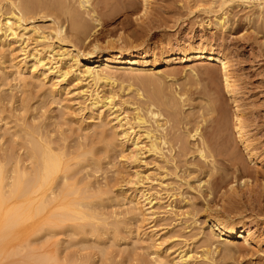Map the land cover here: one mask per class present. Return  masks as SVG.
<instances>
[{"label": "rangeland", "instance_id": "obj_1", "mask_svg": "<svg viewBox=\"0 0 264 264\" xmlns=\"http://www.w3.org/2000/svg\"><path fill=\"white\" fill-rule=\"evenodd\" d=\"M8 1L0 0L1 19L12 9ZM38 1L57 5L54 18H42L47 12L39 8L28 15L51 38L37 42L33 35L26 51L37 47L49 53L55 48L75 54L71 45L76 42L82 50L93 49L96 43L101 48L112 43L151 48L156 54L148 66L139 69L90 63L107 69L104 72L115 83L102 82L96 87L73 74L58 82L53 75L43 79L30 69L20 71L16 65L25 56V44L0 40L4 184L18 173L34 177L39 150L50 145L59 152L63 168L54 178V194L49 196L54 201L47 214L61 211L66 216L52 225H43L35 217L13 240L0 234V264H159L161 260L160 264H172L182 252L195 255L191 264H264V0L225 5L224 0H150L147 11L143 0H90L89 6L82 5L83 0H31V5ZM71 13L79 14L90 26V37L84 43L72 29ZM222 13L228 21L224 27L216 20ZM57 23L64 25L72 43L60 45L52 37ZM191 42H207L231 59L233 75L244 93L245 122L257 157L244 149L229 121L232 104L220 66L180 58L166 63L161 56L162 50L174 51ZM95 87L104 99L118 92L116 106H103L101 117L102 109L92 100ZM135 107L142 109L147 125L167 140L162 143L163 154L145 153L135 160L130 149L122 147V134L113 119L122 112L134 121ZM150 110L161 117H153ZM197 128L207 139L214 137L216 149L203 143L199 135L191 137ZM202 147L204 158L199 152ZM136 171L146 179L144 185L132 183ZM237 175L251 178L252 183L249 191L237 181L241 196L235 199L237 193L230 187ZM8 187L4 188L7 194ZM134 188L153 199L155 217L148 214L143 198L134 196ZM68 202L77 203L74 206L79 209L68 212ZM209 211L231 223L249 225L258 236L257 243L219 236ZM208 250L211 258L204 259Z\"/></svg>", "mask_w": 264, "mask_h": 264}, {"label": "bare ground", "instance_id": "obj_2", "mask_svg": "<svg viewBox=\"0 0 264 264\" xmlns=\"http://www.w3.org/2000/svg\"><path fill=\"white\" fill-rule=\"evenodd\" d=\"M9 1H10V5L12 9L9 12L7 11L6 14H4L3 19H1L2 15L0 16V40H2V42H9V43H12L11 41L23 42L25 44V46H23V49H22L23 51L25 50L24 52L25 56L16 65L17 69L20 71L30 69L33 75H37L39 73V76L41 77L43 76L42 77L43 79H47L49 76L53 75L54 76L53 79L57 80L58 82L67 80L68 76L70 74H73V76H75V78H77L79 81L84 82L87 79L89 80L88 83H93L96 87L102 82L109 83V84L112 83V85H115L113 81V77L107 74L106 72H104L107 69L104 70L103 68H98V66H93L90 63L101 62L102 65L106 66V68L129 66L128 68H131V69H139V68H145L146 66H148L149 58L152 56H155L156 54L155 50L151 48H145V47L143 48V47L131 46V45L127 47L124 45H115L112 43H110V45L108 44V46L105 48H101L98 45V43H96L94 46H92L93 49L82 50V49H79L80 48L78 46L79 43H76V42H75L76 44L72 43V41L69 39L67 30H65L64 25H58V23H57L58 26L54 27L52 30V33H51L52 37L55 38L59 42L60 45L72 43L71 46L73 50L77 51L75 54L71 53V51H68L67 49H64V51L62 52H56L55 48L54 49L52 48L51 50H49L48 51L49 53H44L45 51L43 52L42 49H38L37 47H34V51L32 52L26 51L25 47L29 46V42L32 39L33 35L35 36V38H37V42L41 41V42L46 43L51 38L49 37V35L46 34L44 30L41 31V29L37 25L34 24L36 20L35 17H32V16L29 17L28 15L31 13L33 15L34 10L39 8L41 10L46 9V12H47V13H44L45 15L42 16V18L44 19L51 18V17L54 18L53 12L56 10L57 5L55 6L54 3L52 4V2L48 3L44 1L43 3L42 1H38L36 5L35 3L34 5L33 4L31 5V0L30 2L26 0H18V1L9 0ZM89 1L90 0H83L82 5L86 6L90 4ZM149 1L150 0H143L145 10L146 9L148 10ZM230 1L232 2L241 1V2L246 3V1L248 2L251 0H224L223 4L225 5L226 3ZM1 10L2 8L0 7V13H1ZM49 11L50 12L52 11L51 12L52 14L48 13ZM216 20L218 24L223 27L227 25L226 23L228 22L227 15L225 13L217 15ZM53 21H55V19H53ZM71 22H72L73 31L77 34L78 39H80V41H83L84 43V41L90 37L89 30H91L90 26L86 23L87 21L85 22L83 19H81V16H79V14L71 13ZM161 56L164 58V61H166V63L173 62V60L180 58L183 61L207 60L210 63H215L216 65L220 66V69L224 72L223 86L228 92V94L230 95V99H231L230 104H232L230 105L231 106L230 110H232V113H231L229 121L232 122L235 132L239 135L241 142L244 145V149L247 150L248 154H250L251 156L257 157V149H256L257 147L255 146V144L250 138L249 129L247 128V124L245 122V114H246L245 109L246 108H245V103H244L245 101L244 93L242 94V92H240V89H239L240 84H238L239 81L237 82V79L234 77L235 75H233V65L228 55H226L221 50H219L218 47H215L214 45H211L207 42H201L199 44H194L193 42H191L174 51L173 50H170V51L162 50ZM83 61L85 62L83 63ZM96 87L93 90H91L92 100H94L93 103L95 104V107H99V110H100L102 109L103 106H106L108 104L113 109L116 106L115 100H116L118 92L117 93L113 92V94L111 93L110 96L104 99L103 96L100 95L99 88H96ZM161 87L160 88L157 87V88L161 89ZM163 92L161 93L163 94ZM138 94L139 96H142L141 92H138ZM123 102L124 104L126 103V101H123ZM135 109L137 112H136V117L134 121H131L127 116H122V112H119L117 113V115L114 116L115 118L113 119V121L115 120L116 122L114 127H116L122 134V140L124 144V145L122 144L123 145L122 147L127 146L128 149H130L131 156L134 157L135 160H139L145 153H152L155 155L163 154L164 149L162 148V143H167V140H162L164 136L159 137L156 134L157 131L155 132V130H153L151 126L147 125L148 120L145 118L144 114L143 115L141 114L142 109L138 107H135ZM217 109L218 108H216V110ZM103 111H104L103 109L100 111L99 117L103 115ZM149 112H151L150 114L153 115V117L161 115L160 113L152 111V110H150ZM158 126H159L158 128L161 127V124H159V122H158ZM199 128L195 129L196 132L193 135L191 134L192 135L191 137L195 138L196 135H199L198 138H201L203 143L206 142L205 143L206 145L211 144L210 146H213L212 148L216 149L215 147H217L218 144L217 145L215 144L216 146L213 144L214 137L207 139L208 137L207 138L204 137L203 135L204 132L202 134L201 131H199ZM214 131L216 130L214 129ZM142 136H144L146 141L144 138L142 139ZM38 144L39 142L37 143V145ZM38 146L42 148L41 143ZM198 147H200V145ZM204 150L205 149H203V147L199 149V152L203 158L205 156ZM39 152L41 153V156L40 158L38 157L39 162L37 164L36 173H35V176L32 178H26L25 173H22V174L18 173L17 176H15L14 180L4 184V176L2 172L3 168L0 167V234L2 238L11 239L12 237L14 238L15 236L17 237L16 234L21 232L22 229L26 228L27 222L35 217L41 218L40 221H43L42 222L44 223L43 225H46V223L50 224L52 222H54V224L55 223L57 224L58 222H62L61 221L63 220L62 218L66 217L64 213H61V211L60 212L56 211L55 213L47 214V212H49L50 210L49 208H51L50 205L54 201L53 199L49 198L51 194H54V190L52 187L54 178L56 177V175H58V173L63 168L62 158L59 155V152L55 151L56 152L55 153L53 149L51 148V146L48 144L45 145L43 149L39 150ZM205 159H207V155ZM135 174L136 175L134 176L135 178L132 181V183H134V185H139V184L144 185L145 178L142 179V176H141L142 174H140L139 171H136ZM237 181L238 183H240L242 187H246L249 191H251L250 183H252L251 178L249 177L248 178H244V176L236 177L235 184L233 185L231 184L232 186L230 187V189L235 191V194L237 193L235 195V199H238L236 197L237 195L238 197L241 196V195L239 196L240 192L237 191L239 187L236 184ZM6 186L7 187L9 186L8 187L10 189V191L8 190L9 194H7L8 192H5L4 190ZM133 193H135L134 195L135 197L140 195L141 198H143L144 206L145 207L148 206L146 207V210L149 211L148 214H150L151 218L155 217L156 212L153 210V205H152L154 202L153 199H151L150 197H145V192L143 193V192L138 191V188L136 189L134 188ZM252 198L250 197V199ZM232 200L234 201V198ZM259 200L256 199L257 202ZM234 203L236 202L234 201ZM75 204H72V202L65 203V206L69 209L68 212L75 213V211L77 210L76 208H78L77 207L78 205L75 208L74 206ZM84 215L86 216V214ZM91 216H93V214ZM209 217L212 222V226L214 230H216L219 236H229L231 238L244 239V242L247 244H252V242L257 243L258 236L256 235V232L252 230V227H250L249 225L243 224V223H231L223 219L217 213L215 214V212H210ZM66 219H64L65 222H66ZM210 254L211 252H209L208 250V252L203 253L202 257L204 259H210L211 258ZM195 259L196 257L194 254L182 252L181 254H179V256L174 258V263L172 264H191V262H193ZM161 262H163V260H161ZM161 262L159 261L158 263L160 264Z\"/></svg>", "mask_w": 264, "mask_h": 264}]
</instances>
